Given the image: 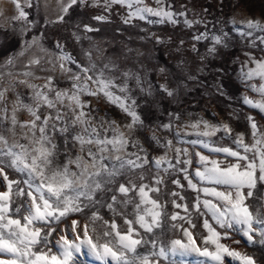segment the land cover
Here are the masks:
<instances>
[{
  "label": "snow or ice",
  "instance_id": "6c2138e0",
  "mask_svg": "<svg viewBox=\"0 0 264 264\" xmlns=\"http://www.w3.org/2000/svg\"><path fill=\"white\" fill-rule=\"evenodd\" d=\"M24 2L28 7L33 6L32 0H24ZM57 2L60 5V14L55 22L64 21L65 16L74 6H89V0H57ZM13 3L18 15L11 19L31 23L27 20L28 13L24 11L20 0H13ZM155 3L158 5L157 8L148 6L144 0H104V8L108 11L114 4L128 8L130 11L124 23H130L133 18L145 20L148 16L159 17V20L153 21L156 23H163L165 20L176 23L174 15L177 13L169 10L170 5L165 8L164 0H155ZM98 4L99 0H92L91 6ZM93 19L105 21L107 17L98 15ZM185 23L190 26L192 21L186 20ZM84 28L87 32L96 30L89 25H84ZM246 29L248 31L240 29L237 31H240L242 36H251L254 30L264 32V24L259 20L249 19L246 21ZM227 36V33H223L213 37L214 46L209 51L216 52V45L226 46ZM201 38L203 37H195L197 40ZM260 39L264 43V37ZM35 44H38V41L33 38L26 47ZM56 47L61 49V53L55 57V60H49V63L53 71L58 62L61 73H71L69 76L72 81L71 88H59L52 76L44 77L43 85L29 83V78H41L36 77L32 71V66H39L41 60L33 58L25 66L26 70L20 73L25 79L19 80L18 83L32 89L35 106L24 103L17 95L10 115L6 106L0 108L2 113L0 128H3L5 122H9L11 127L8 131L13 132L14 135L17 124L20 128L27 129L22 136L27 143L17 140L10 144L8 138L0 132V176L3 177L6 186L5 191H0V264H77V257L78 254H82V249H87L98 264H161V261H167V264H190L187 258L193 253L203 258L196 261V264H225L226 256L234 258L240 264H258L253 256L236 251L221 243V240L231 238V233H237L246 238L250 245L264 246V211L259 208L252 211L251 206L246 203L256 196L258 186H264V125H260L254 116L249 115L247 120L252 130L253 143H245L244 134H237L232 139L235 149L226 146L210 147L209 143L202 140L190 141L193 145L199 143L210 151L224 153L226 157L236 159L235 163L222 166V161L209 160L207 156L196 153L202 169H198L195 175L201 183L213 185L212 187L198 189L189 178L187 168L178 167L192 163L191 159L181 158L189 155L187 148L174 149L175 164L166 154L154 159L155 168L160 169L166 164L167 167L163 168L165 173H168L169 169L183 172L189 187L203 192L205 197H213L212 200H201L198 195L192 207L201 215L210 213L215 224L224 231H218L205 219L203 227L208 235L203 237V247L197 246L194 233L190 230L196 225L193 223L188 205L177 203L176 199H173V207L182 209L186 215L173 212L169 217L166 205L160 203V185L164 183V177L157 175L153 177V184H147L143 182L144 172H140L139 184L129 176L127 183H120L118 188L109 187L116 183L118 177L134 173L136 169H143L145 165L153 162L149 161L146 153L140 155L144 149L138 147V142L126 137L118 125L113 127L116 122L108 121L106 115L102 118L100 127L103 128L104 123H107L104 131L106 133L111 131L113 134L101 136L99 128L91 123V109L85 111L88 102L81 97L98 96L102 93L109 103L116 104L131 117V123L125 126L130 131L136 125L142 124L136 111L137 102L128 95L130 90L126 82L117 85L114 78L105 75L104 70L95 72V65L82 67L71 55L63 53V45L57 42ZM41 50H45L42 45ZM19 55H23V52ZM13 59L9 57L6 63L12 65ZM68 63L75 64L78 71L73 72L67 66ZM249 63L254 67H247ZM107 67L105 65V68ZM244 67H247V71H243ZM163 71L164 69H161V72ZM89 72L94 74L88 75ZM3 75L0 73V80L3 79ZM134 75L131 72L124 73L126 79ZM135 78L139 83V76L136 75ZM241 79L246 82V87L260 97L258 100H253L245 96L244 103L264 113V58L255 59L249 56V60L242 66ZM253 80H259L260 83H247ZM10 87L14 89L15 85ZM114 89H118L123 95H117ZM9 90V88H0V104L5 101ZM164 90L168 95H172L167 88ZM217 90L221 95L225 94L222 84ZM42 107L54 110L55 114L49 112L41 117ZM21 108L27 110L32 117L31 120L18 121L17 111ZM68 113H71L70 118ZM201 124L204 130L197 133L200 136H215L220 131L228 137L232 135L233 130L227 123L213 125L207 121H198L190 126L198 129ZM75 126H80L82 131L73 134L72 129ZM163 127L168 128L170 125ZM59 138H63L64 148L69 152L76 145H79L81 153L85 151L87 145H95L96 151L88 148L87 160L77 155L74 160L69 157L67 163L61 166L57 162L60 145L56 141ZM130 143L138 148L137 152L127 153L125 156L115 155V162H112L113 157L105 155L109 152H124ZM157 143H159L158 139ZM167 146L171 150V140L167 141ZM249 153L252 154L251 158ZM105 160L109 163H104ZM71 164H75L76 168L80 169L79 173L70 171ZM89 167L94 171L89 172ZM6 169L18 173V178L10 179ZM172 183L183 187L178 179L173 180ZM215 186H223L225 190H218ZM244 189L247 191L245 192ZM109 192L112 193L110 200L106 199V194ZM171 196H179L180 200H184V197L175 191ZM97 205L100 207H96ZM201 205L206 213L201 211ZM105 206L114 216H125L126 231H120L115 219L111 221L103 219L100 209ZM129 206H132V212L128 215L134 216V219L125 215ZM85 209L94 210L90 224L83 226V236L81 237L78 231L79 222L73 219L71 222L73 238L68 237V229L65 227L60 229L63 234L53 244V234L57 232L64 219L71 213H81ZM166 218L173 222L185 221L189 227L176 223L171 225L173 229L183 232L185 240L173 239L167 244L160 240L155 230L163 231ZM97 221H103L102 234L97 232L95 226ZM136 225L143 232L139 231ZM108 237L113 238L107 239ZM53 248L57 251L54 252ZM139 249L144 251L141 252Z\"/></svg>",
  "mask_w": 264,
  "mask_h": 264
},
{
  "label": "rangeland",
  "instance_id": "374dc122",
  "mask_svg": "<svg viewBox=\"0 0 264 264\" xmlns=\"http://www.w3.org/2000/svg\"><path fill=\"white\" fill-rule=\"evenodd\" d=\"M145 4L152 8H157L155 0H144ZM20 3L25 12L28 13L27 20H13V16L18 15V11L13 0H0V73H3V79L0 80V88H9L5 101L0 104V108L7 107L8 114H11L13 103L19 95L26 104L35 106L32 99V89L24 84L18 83L19 80L25 79L20 73L26 70L25 66L33 58H40L39 66H32V71L39 79L29 78V83L43 85L44 77L52 76L54 82L59 88H71L72 81L69 79L71 73H61L59 63L56 69L52 70L49 60H55V57L61 53L57 48V42L63 45V53L71 55L76 62L82 67L95 65V72L104 70L106 76L115 79L117 85L126 82L128 95L136 100L138 107L136 111L141 118L142 124L136 125L131 131L125 126L131 123V117L123 112L116 104L109 103L108 99L101 93L98 96H82L81 99L88 102V112L91 109V123L99 128L100 135L111 136V131L105 132L104 127H100L102 118L107 117L108 121H115L113 127L117 125L120 131L125 133L131 141L138 142V147L144 149L140 155L145 153L150 162L143 169H136L134 173L117 178L116 183L109 185L115 189L120 183H127L129 176L135 179L139 184V173L144 172V183L153 184V177L159 175L164 177V183L160 185L161 194H159L160 203L166 205L169 214L179 212L180 215H186L182 209L173 207L172 200L176 199L177 203L187 204L192 214L195 228L190 229L195 236L197 246L203 247V237L208 235L203 227L204 220L216 227L218 225L212 219L210 213H206L201 205V211L206 214L201 215L193 209L199 195L201 200L213 197H205L203 192L193 190L188 186V180L185 179L184 173L172 171L168 173L163 171L167 165H162L160 169L155 168L154 159L167 155V158L175 164V148H187L189 155L181 157L182 159H191V164L180 165L178 167L187 168L189 178L197 188L212 187L207 183H201L195 173L202 169L199 157L207 156L209 160L222 161V166L228 163H235L233 157H226L224 153L210 151L209 148L202 147L199 143L193 145L190 141L202 140L210 144V147H232V139L237 134H244L245 143H253L251 128L247 117L252 115L260 125H264V113L251 108L245 104V96L258 100L260 97L257 93L246 87V82L241 79L242 66L249 60V56L255 59L264 58V43L261 37L264 32L254 30L251 36H242L237 29L248 31L246 21L249 19L259 20L264 24V0H164V7L170 9L174 15L176 23L165 20L163 23L153 21L159 20V17L148 16L145 20L133 18L130 23H124L128 16L129 9L121 5L114 4L108 11H105L104 0H99V4L92 5L89 0V6H74L64 21L55 22L60 14V5L57 0H32V7H28L24 0ZM38 5V6H37ZM178 13H184L179 15ZM104 15L105 21L94 20V16ZM192 21L191 25L185 21ZM84 25H89L95 31H85ZM26 29V30H25ZM227 33L226 46L216 45V52H210L214 46L213 37ZM202 36L197 40L195 37ZM33 38H36L38 44L26 47ZM41 45L44 51L41 50ZM23 52V55L19 53ZM249 54V55H246ZM13 57V64L8 65L6 61ZM105 65L108 67L105 68ZM73 72L78 71L75 64L68 63ZM247 67H254L248 64ZM247 67L243 71H247ZM43 69V70H41ZM161 69H164L161 72ZM131 72L135 74L130 78H125L124 73ZM11 73V75H9ZM89 72L88 75H93ZM138 75L140 80L137 82L135 76ZM247 83L259 84V80H253ZM223 85L224 95L218 91V86ZM15 85L14 89L10 86ZM163 86V87H162ZM172 92H168L164 89ZM143 89V90H142ZM117 95H123L118 89H114ZM54 95V94H53ZM67 111V109H65ZM54 110L42 107L40 109L41 117ZM2 115V113H0ZM69 118L71 113H68ZM17 119L20 122L31 120L27 110L20 109L17 111ZM198 121H207L213 125H222L227 123L232 128V135L228 137L223 131L217 132L215 136L204 137L197 133L203 131V124L198 129L190 125ZM163 125H170L165 128ZM11 127L9 122H5L0 132L8 138L9 143L20 141L27 143L22 139L27 129L20 128L17 124L15 135L8 131ZM80 126L72 129L73 134L81 132ZM39 133L37 132V136ZM58 135V134H57ZM157 139L159 143H157ZM172 141L171 150L167 146V141ZM56 142L60 145V154L57 162L63 166L67 163L69 157L73 160L77 155H81L85 160L87 149L91 148L96 151L95 145L85 146V151L80 152L79 145L71 148L70 152L64 148L63 138ZM138 148L133 147L130 143L124 152L105 153L113 157L115 155L125 156L127 153L137 152ZM252 154L249 153L251 158ZM104 163H109L105 160ZM244 163V162H242ZM83 166V165H82ZM70 171L79 173L75 164L69 165ZM89 172L94 171L89 167ZM10 179H17L19 174L11 169H6ZM83 179V178H82ZM178 179L183 187H178L172 181ZM218 190L224 191L223 186H215ZM6 186L3 177L0 176V191H5ZM175 191L184 197L180 200L179 196L172 197L171 193ZM246 192L247 189H244ZM99 195V194H98ZM112 193L106 194V199L110 200ZM119 196V193H117ZM157 196V194H152ZM216 202V201H214ZM251 208L256 211L258 208L264 211V186H258V191L254 198L246 201ZM96 207H100L97 205ZM94 209H85L81 213H71L59 225L56 233L53 234V244L63 234L60 229L67 227V235L73 238L71 232V222L73 219L79 222L78 231L83 236V226L90 224V218ZM121 211H124L121 209ZM132 212V206H129L125 215ZM100 215L104 220L111 221L115 219L121 232L127 230L124 223L125 216H114L107 207L100 209ZM128 218L134 219V216L128 215ZM173 223L182 224L189 227L185 221H171L166 218L163 231L156 229L160 240L165 244L173 239L186 238L179 229H173ZM97 232L102 234L104 231L103 221L96 222ZM137 229L143 232L142 229ZM110 230V229H109ZM91 234V227L89 229ZM108 237L107 239H112ZM239 241V243H236ZM103 242V240L101 241ZM221 243L230 246L232 249L251 255L257 259L258 264H264V246L256 244L250 245L246 238L240 234L231 233V238L222 239ZM211 247V246H210ZM56 252L57 249L53 248ZM143 252L144 249H139ZM203 259L193 253L187 258L190 264H196V261ZM77 264H98L95 258L87 251L82 249V254H78ZM161 264H167V261H161ZM225 264H240L239 261L232 257H225Z\"/></svg>",
  "mask_w": 264,
  "mask_h": 264
}]
</instances>
